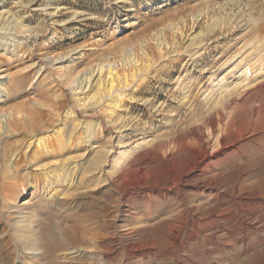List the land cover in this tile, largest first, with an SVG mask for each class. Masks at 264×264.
Returning a JSON list of instances; mask_svg holds the SVG:
<instances>
[{
    "label": "rangeland",
    "instance_id": "1",
    "mask_svg": "<svg viewBox=\"0 0 264 264\" xmlns=\"http://www.w3.org/2000/svg\"><path fill=\"white\" fill-rule=\"evenodd\" d=\"M228 56L235 57V62L215 74L213 70ZM243 57L247 59L240 64ZM138 64L148 68L147 75H142L146 85L123 110L132 126L127 130L131 147L141 137L168 127L172 119L184 118L191 102L179 90L184 82L195 79L206 93L217 91L240 80L241 66L254 70L264 64V0H0V240L5 238L14 250L12 264H48L50 259L55 264H264L261 150L248 168L255 172L249 180L257 182L256 190L242 193L232 213L205 227L200 244L190 222L172 249L163 225L160 232H166L165 239L143 232L155 222L147 220L145 212L122 219L132 207L147 203L152 190L129 187L117 178L112 184L118 186L109 187L98 177L100 158L96 160L92 147L108 145L112 120L107 72L100 88L96 84L81 92L79 85L100 67L111 66L123 77L130 76ZM255 91L264 127V83L244 97ZM249 106L245 104L240 113ZM37 145L48 149V157L29 163L25 150ZM239 162L247 166L243 159ZM158 164L156 160L151 166ZM69 165H76L73 174ZM80 173L86 184L82 180L74 185L73 178ZM57 176L61 181L49 186L47 182ZM123 190L126 197H121ZM198 196L192 199L199 202ZM226 196L228 206L234 197ZM37 198H42V206L23 207ZM222 198L213 197L212 203ZM98 204L108 207V217L90 213ZM119 208L122 211L117 214ZM77 211L88 228L106 236L90 240L83 234L75 240L59 230L67 224L64 215L77 216ZM24 214L34 220L26 238L37 239L35 256L19 236L22 230L16 222ZM44 222L53 223L63 241L51 257L43 254ZM83 248L84 252H71Z\"/></svg>",
    "mask_w": 264,
    "mask_h": 264
},
{
    "label": "bare ground",
    "instance_id": "2",
    "mask_svg": "<svg viewBox=\"0 0 264 264\" xmlns=\"http://www.w3.org/2000/svg\"><path fill=\"white\" fill-rule=\"evenodd\" d=\"M233 58L235 57L227 58L224 64L213 70L216 71L215 74L225 70L230 64H233L235 62L234 60H236H233ZM58 59H63V57L61 56L54 60L55 63H57ZM246 59L247 57H243L238 62L243 64ZM241 68L240 80L236 84H226L218 88L219 90L217 91L206 93V89L201 90L200 88L202 87L196 85L195 79L184 82L179 87V90L181 89V92L184 93V97L188 99V102L191 101L185 109L184 118L172 119L171 124L167 123L169 124L168 127L160 130V132L158 131L155 135L141 137V141L132 147L128 143L127 138V130L132 126L127 122L129 121V117H123V110L126 104H128L127 102L139 94L146 85L145 77L142 75L145 73L147 75L148 68L144 65L139 66L138 64V66L131 68L132 74L130 76L121 77V75H118L119 73L117 74L115 72V68L111 66H108L106 69L100 67L96 74L94 72L89 78L85 79V83L81 82L79 85L81 92L89 91L96 84L100 88L101 81H103V74L107 72L106 75L109 79L107 85L109 88L107 90L109 93L108 96L111 97L112 120L110 121L111 128L109 129V136H107L110 137L108 145L106 144L105 148L98 145L92 147V152L96 154V160L100 158L97 162L98 164L100 163L97 170L98 177H102L104 184L109 187L117 185L112 184L117 178L118 181L129 184V187H134L135 189L143 188L144 192L152 190L151 194H148V196L146 194L147 203L132 207L131 211L125 214L126 216L123 215L124 217L122 219L124 220L127 217L136 218V213L145 212L149 216L147 220L155 219V222L145 227L143 232L151 235L160 234L165 239V237L167 238V235L163 234L165 231L163 233L160 232V226L163 225L168 229V234L171 238L169 245L172 249L178 243L183 229L188 222L194 228L192 233L197 238L196 243L200 244L198 240L202 237L205 227L211 226L220 216L229 212L232 213L234 207L239 205V201L237 202L239 200L238 196L247 190L255 191L257 188V182L255 180H249L256 176L254 174L255 172L252 171L253 169L249 170L248 168H251L249 164L253 162L259 150L264 151V132L262 130L264 127L262 125L263 122L259 118L262 108L260 109L257 105L259 100H257L256 91L248 97L244 96L252 92L253 89L263 87L264 72H261V74L259 71H264V64H261L254 70L250 69V65L246 67L243 65ZM2 77L0 76V78ZM96 77L97 80L94 81ZM197 87L199 89L195 91ZM239 91L242 92L243 97H240L241 93ZM247 103L250 104L248 111L241 114L240 109ZM260 106L262 107V105ZM128 111H130V108H128ZM40 145L42 144L40 143ZM46 146L52 149L50 146ZM147 146L153 148L148 149L143 154H139V151ZM47 148L41 150L42 148H39L37 145L33 146L30 150L26 149L24 159L29 163H33L36 160H45L48 157ZM181 151H184V153L179 154ZM17 157L18 159H22L18 154ZM240 159H243L247 163V166L241 165L239 162ZM156 160H159V164L153 168L151 164ZM86 161H89L88 164L92 163L89 157ZM130 165L132 167L136 166V168H128ZM238 165H240L239 168ZM70 166L67 168H70L73 174V170H75L73 168H76V165ZM83 176L80 173L78 177L73 178L74 185L79 184L82 180L86 184V179ZM228 176H230L229 179ZM56 180H59L58 176L55 180L47 183L50 184L49 186H54L57 184ZM34 187L37 188L36 186ZM41 188L45 190L46 186L44 183ZM124 190L121 192V197H126ZM207 191H211V193L206 194ZM196 194L199 195V202H195L198 199H192ZM227 194L234 198L231 204L225 206ZM251 195L254 197L256 193ZM213 197L223 198L221 201L212 203ZM187 198L191 200H187ZM25 203L27 204L28 201L23 202V204ZM42 205V198H37V200L31 201L29 205L23 207L33 206V208H37V206ZM97 206L90 213L108 217V214L111 212H109L108 207L105 209L104 204L102 206L98 204ZM259 206H261V203ZM121 211L122 209L119 208L115 212L120 214ZM82 215L79 212L77 216L72 213L64 215L67 224L65 226H59V230H63L66 236L75 240H79L80 235L83 234H87L86 238L90 240H97L100 237L104 238L106 236L105 234L94 233L91 228H88L83 222ZM32 221H34L33 217L31 220L29 215L24 214L21 219L19 217L16 223L20 225L22 230V233L19 235L20 238L24 239L25 242L27 241L26 245L34 250L31 255L35 256L38 254L37 250H35L37 239L28 240L26 238L33 229ZM109 221L111 222L110 218ZM220 221L222 220L220 219ZM52 224L44 222L41 229V236L44 238L42 240V245H44L43 254L49 257L52 256V253L57 247L63 244V241L56 234V227ZM147 249L148 252H152L150 248ZM169 250L171 249L169 248ZM84 251L85 249L83 248L75 249L71 252L81 253ZM163 253L164 250L161 251V254ZM13 254L14 250L9 245V242L5 238L0 240V264H12V260H14ZM49 263L55 264L51 259Z\"/></svg>",
    "mask_w": 264,
    "mask_h": 264
}]
</instances>
